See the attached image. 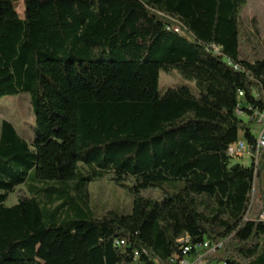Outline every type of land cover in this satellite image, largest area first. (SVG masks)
I'll return each mask as SVG.
<instances>
[{
	"label": "trees",
	"instance_id": "1",
	"mask_svg": "<svg viewBox=\"0 0 264 264\" xmlns=\"http://www.w3.org/2000/svg\"><path fill=\"white\" fill-rule=\"evenodd\" d=\"M20 1L34 15L7 17ZM247 1L0 0V98L28 94L35 124L31 143L0 125V264H171L184 236L222 243V264H264V222L242 221L254 182L264 189V153L256 173L226 154L239 134L255 145L236 109L264 113ZM161 71L197 95H161ZM107 176L131 194L130 214L86 210L81 192Z\"/></svg>",
	"mask_w": 264,
	"mask_h": 264
},
{
	"label": "rangeland",
	"instance_id": "2",
	"mask_svg": "<svg viewBox=\"0 0 264 264\" xmlns=\"http://www.w3.org/2000/svg\"><path fill=\"white\" fill-rule=\"evenodd\" d=\"M9 5L11 8L7 17L23 19L27 15H34L33 2L25 4L20 1L10 3ZM239 21L252 43L255 45L257 57L264 59V0H248L240 14ZM239 44L240 58L242 60L251 59L252 53L250 49L244 45L242 40L239 41ZM178 87H188L194 95H197V88L194 82L185 80L175 71L168 73L161 71L159 73V93L161 95L169 89ZM241 120L249 124L252 135L255 138L258 124L255 121L250 122L249 118L245 115L241 117ZM2 121L10 122L19 136L27 143H31L34 137L35 124L29 95L20 94L18 96L0 98V125ZM239 139H242V134H239ZM232 163L239 164L243 167H249L252 164V159L244 156L243 158L232 159ZM109 178L110 176H107L103 179L90 182L86 185L84 191L81 192L84 197L87 198L86 210L88 209L93 216L97 218L108 211H115L127 215L130 214L132 209L131 194L127 190L116 186ZM32 183V179L29 178L25 186L17 187L14 192L8 196L6 205L12 206L16 204L19 192L27 193V189L31 187ZM49 184L50 183H36L35 186L40 188L47 187ZM258 187L259 184L257 183L256 188ZM146 195L161 199L163 193L159 190H150ZM197 202L202 203L199 211L204 215H208L211 203L205 198H197ZM79 205L82 207L80 201ZM47 209L50 210L51 208L48 206ZM220 256L221 252L213 253L208 258H204L203 264H222L217 260ZM187 260L192 262L191 258H187Z\"/></svg>",
	"mask_w": 264,
	"mask_h": 264
},
{
	"label": "built area",
	"instance_id": "3",
	"mask_svg": "<svg viewBox=\"0 0 264 264\" xmlns=\"http://www.w3.org/2000/svg\"><path fill=\"white\" fill-rule=\"evenodd\" d=\"M171 30L177 34L181 33L179 27L174 26ZM233 68L238 71L240 70L238 66H233ZM242 97L243 94L239 93V98ZM235 115L237 117H242L243 113L239 109H236ZM247 117L250 122L255 121L258 124L254 147L249 146L245 140L239 139L237 142L227 147L226 154L232 159L243 158L244 156L249 157L252 159L256 173L258 162L264 153V113L253 111V114ZM256 184L257 182H254L252 186L247 208L242 217L243 222H264V189L261 191L259 187L256 188ZM177 243L179 244V250L184 259L179 260L177 256H174L169 260L171 264H203L204 257L209 253L215 252L222 245V243L211 244L207 241L191 244V240L188 236L179 238ZM122 245H124L123 241L115 242V246ZM136 256L137 253H135V257ZM187 258H191L192 262L188 261Z\"/></svg>",
	"mask_w": 264,
	"mask_h": 264
}]
</instances>
